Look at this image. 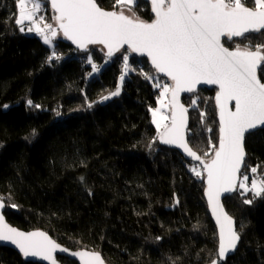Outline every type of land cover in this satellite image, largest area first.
Here are the masks:
<instances>
[{
  "label": "trees",
  "instance_id": "1",
  "mask_svg": "<svg viewBox=\"0 0 264 264\" xmlns=\"http://www.w3.org/2000/svg\"><path fill=\"white\" fill-rule=\"evenodd\" d=\"M96 1L125 12L122 0ZM130 8L139 20L153 21L148 0ZM32 12L36 22L55 29L46 0ZM18 13L16 0H0V201L7 220L45 231L71 250L99 251L108 264L217 259L202 167L169 147V127L161 133L154 119L160 93L153 81L167 80L129 50L110 56L101 46L77 49L60 32L53 47L43 44L31 33L35 22L20 24ZM224 45L263 52L264 31L244 32ZM127 61L132 69L122 93L100 103L102 94L118 88ZM259 78L264 83V63ZM216 93L200 89L183 101L188 144L205 160L221 139ZM244 144L240 179L250 169L264 172V130L248 134ZM249 198L238 186L226 197L240 243L220 264H264V191ZM0 264L38 263L0 244Z\"/></svg>",
  "mask_w": 264,
  "mask_h": 264
},
{
  "label": "water",
  "instance_id": "2",
  "mask_svg": "<svg viewBox=\"0 0 264 264\" xmlns=\"http://www.w3.org/2000/svg\"><path fill=\"white\" fill-rule=\"evenodd\" d=\"M55 14V28L75 48L102 47L108 55L129 50L149 61L170 88L169 147L198 163L206 178L208 211L218 232V258L226 262L239 248L235 220L224 208L245 169L248 134L264 130V83L259 78L264 53L230 49L224 41L244 32L264 31V11L226 6L220 0H148L153 21L130 18L123 11L102 8L96 0H46ZM200 89L215 95L221 139L211 160L188 144L186 96ZM0 244L38 264H108L101 252L71 250L41 230L26 231L7 220L0 201Z\"/></svg>",
  "mask_w": 264,
  "mask_h": 264
},
{
  "label": "rangeland",
  "instance_id": "3",
  "mask_svg": "<svg viewBox=\"0 0 264 264\" xmlns=\"http://www.w3.org/2000/svg\"><path fill=\"white\" fill-rule=\"evenodd\" d=\"M17 1V7H18V18L20 24H26L27 22H35L34 28L39 33V37L43 44H46L48 46L53 47L55 45V40L58 35V31L56 28H51L47 31H40L38 30V24L35 21V14L32 12L35 9H38L41 5L42 0H16ZM221 2L227 3L228 6L236 7V8H242V9H248L251 7L254 11L262 12L264 11V0H253V6H250L247 2V0H220ZM123 4L121 5L122 9H124V13L127 14L130 18L137 19L134 15L132 9L130 8L134 3L135 0H122ZM128 5V6H127ZM34 8V9H33ZM260 51V50H259ZM262 52V51H261ZM264 53V51H263ZM128 62V61H127ZM132 69L129 66V62L124 65V71L123 76L119 80V86L117 89L113 90V92H108L105 94H102V97L100 99V103H107L111 100H113L114 97L120 96L122 93V87H123V80L125 76L128 74L129 70ZM165 83V82H164ZM166 86L169 83H165ZM170 86V87H169ZM166 88L163 86L162 93L163 98L160 97L159 104L160 107H158L156 111V118L155 122L160 128L161 133L167 130V128L170 126L169 120H171V116L169 114L170 111V88L171 85ZM7 106H4V108H7ZM3 108V109H4ZM238 188L242 192L243 195L246 196L247 200H251L249 197H257L264 191V172H257L256 169H250L247 170L241 177L240 182L238 184Z\"/></svg>",
  "mask_w": 264,
  "mask_h": 264
},
{
  "label": "built area",
  "instance_id": "4",
  "mask_svg": "<svg viewBox=\"0 0 264 264\" xmlns=\"http://www.w3.org/2000/svg\"><path fill=\"white\" fill-rule=\"evenodd\" d=\"M37 10V9H35ZM36 21V20H35ZM37 22H38V30L44 32V31H47V30H50L52 27L48 24V23H45V22H40L39 19L37 18ZM37 31V30H36ZM31 32L33 35H38L39 33L38 32ZM92 65V63H91ZM101 69L100 66H97V70ZM92 75V74H91ZM90 76V75H89ZM154 85L156 86V89L158 90V93H160V97L163 98V93H162V88L163 86H165L166 88L169 86V84L166 86V84L164 82H161L159 79L156 78L155 81H153ZM170 87V86H169ZM170 101V100H169ZM171 120H169L170 122Z\"/></svg>",
  "mask_w": 264,
  "mask_h": 264
},
{
  "label": "flooded vegetation",
  "instance_id": "5",
  "mask_svg": "<svg viewBox=\"0 0 264 264\" xmlns=\"http://www.w3.org/2000/svg\"><path fill=\"white\" fill-rule=\"evenodd\" d=\"M225 4H227V3H225ZM226 6H228V4Z\"/></svg>",
  "mask_w": 264,
  "mask_h": 264
},
{
  "label": "crops",
  "instance_id": "6",
  "mask_svg": "<svg viewBox=\"0 0 264 264\" xmlns=\"http://www.w3.org/2000/svg\"><path fill=\"white\" fill-rule=\"evenodd\" d=\"M34 9V8H33Z\"/></svg>",
  "mask_w": 264,
  "mask_h": 264
}]
</instances>
